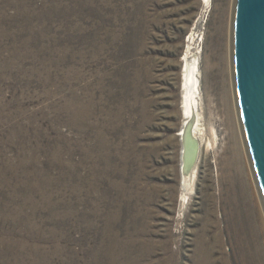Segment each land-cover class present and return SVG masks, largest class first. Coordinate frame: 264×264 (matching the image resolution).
Instances as JSON below:
<instances>
[{
  "label": "rangeland",
  "instance_id": "374dc122",
  "mask_svg": "<svg viewBox=\"0 0 264 264\" xmlns=\"http://www.w3.org/2000/svg\"><path fill=\"white\" fill-rule=\"evenodd\" d=\"M233 6L0 0V264H242ZM195 63L201 138L181 101Z\"/></svg>",
  "mask_w": 264,
  "mask_h": 264
},
{
  "label": "bare ground",
  "instance_id": "6f19581e",
  "mask_svg": "<svg viewBox=\"0 0 264 264\" xmlns=\"http://www.w3.org/2000/svg\"><path fill=\"white\" fill-rule=\"evenodd\" d=\"M203 1L206 5L210 4V2H211V0H203ZM220 20H221L220 32H218L220 34L219 39H218V41H219L218 43H220V44L219 45L217 44L216 46L218 47V50H220L222 52L221 58L217 59L220 68H222L224 60L227 58V56H229V55H227L229 48L227 47V44H226L225 47H227V50H225V52H224V50H223L224 46L220 42V39H223L225 37V32H226L225 29L227 27L226 22L224 20V17H222V19H220ZM224 55L226 56L225 59H223ZM230 58H231V55H230ZM228 67L230 68V66H228ZM231 67H232V65H231ZM224 69H226V67H224ZM198 70H199V66L197 63H195L191 69L186 68V70H184V78H183V83H182L183 85L181 86L182 87L181 92L183 94V96H181V98H182L181 101L183 103L182 104L183 105L182 110H183L184 120H185V122H183V124L191 123V125L193 127V131L197 132L198 137H199V135H201V137H202V135L203 136L204 135L212 136L214 134V131L212 129L206 128V124H204L205 119H204V115H203V111H202V98L200 97L201 96V93H200L201 88L199 85V83H200L199 74L200 73L198 72ZM231 72H232V69H231ZM220 76H218V77H220ZM230 76H231V85L230 86L232 87V88L230 87V93H227L226 91H224L225 88H224L223 84L222 85L220 84V86H222V88H224L222 98H223V103H224V106L226 109V111H225L226 112L225 117L227 118L226 126H227L228 130L231 131V135L229 134V136L231 138V149L229 148L230 149L229 150L230 156L228 159V163H226V164L228 165V168L233 169L234 173H236V177H237L239 184H240V189H239L238 193H239L240 198H241L242 203H243V209L241 210V214H242L243 218L239 219V222H240L239 224L242 227L241 229H244V232H243V234L242 233H236L237 236H236V239L235 238L234 239H235V242L237 243V245H241L238 248H239L240 258L242 259L241 260L242 264H264V205L262 204L263 202H262L260 192H258L259 189H258L256 179L254 178L255 175L253 172V168H252V165H250L251 161L249 159L248 152L246 151L247 150L246 143H245L244 138H243L244 136H243L242 128L240 125L239 114L237 113L238 105H237V101L235 99L236 93H235V87L233 86L234 81H233L232 73L230 74ZM220 79L221 80L223 79V83L225 84V82H224L225 78L220 77ZM201 137H199V138H201ZM200 145H201V143H200ZM234 200H235V198H234ZM232 227H234V226H232ZM225 229L229 230V229H227V227ZM229 237H230V234H229ZM230 241H231V239H230Z\"/></svg>",
  "mask_w": 264,
  "mask_h": 264
},
{
  "label": "water",
  "instance_id": "95a60500",
  "mask_svg": "<svg viewBox=\"0 0 264 264\" xmlns=\"http://www.w3.org/2000/svg\"><path fill=\"white\" fill-rule=\"evenodd\" d=\"M231 65L243 138L264 205V0H234Z\"/></svg>",
  "mask_w": 264,
  "mask_h": 264
}]
</instances>
